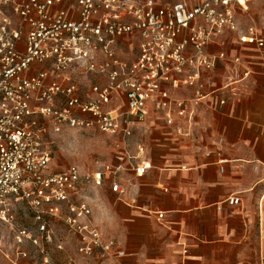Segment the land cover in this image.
Masks as SVG:
<instances>
[{
  "label": "built area",
  "instance_id": "2783aa9c",
  "mask_svg": "<svg viewBox=\"0 0 264 264\" xmlns=\"http://www.w3.org/2000/svg\"><path fill=\"white\" fill-rule=\"evenodd\" d=\"M248 1L0 0V219L14 218V198L25 202L35 229L17 227L14 237L40 248V264H52V246L65 248L55 220L78 236L84 258L125 254L93 223L81 192L109 176L119 193L118 174L142 176L151 168L147 144L135 134L152 116L189 134L176 124L181 119L192 126L190 102L222 92L225 103L224 93L234 94L233 78L215 89L209 73L219 60L241 61L228 57L227 33L264 48V33L238 18ZM213 43L221 47L217 53L208 51ZM84 76L101 80L87 89ZM189 88L191 98L179 95ZM66 128L114 137L112 161L88 172L76 164L53 169L51 138ZM225 201L238 204L240 197Z\"/></svg>",
  "mask_w": 264,
  "mask_h": 264
},
{
  "label": "crops",
  "instance_id": "0c3cea01",
  "mask_svg": "<svg viewBox=\"0 0 264 264\" xmlns=\"http://www.w3.org/2000/svg\"><path fill=\"white\" fill-rule=\"evenodd\" d=\"M223 37L228 57L241 61L219 60L209 74L215 89L233 78L234 94L224 93L225 103L222 92L190 102L192 126L181 119L176 124L189 134L152 116L135 134L147 144L151 168L142 176L118 174L119 193L111 190L109 176L81 192L93 223L125 254L84 258L75 252L78 236L55 220L65 244L62 264H264V48L241 42L235 33ZM220 49L208 46L210 53ZM97 80L81 78L86 88ZM178 93L191 98L193 89ZM231 195L240 202L225 201Z\"/></svg>",
  "mask_w": 264,
  "mask_h": 264
},
{
  "label": "rangeland",
  "instance_id": "374dc122",
  "mask_svg": "<svg viewBox=\"0 0 264 264\" xmlns=\"http://www.w3.org/2000/svg\"><path fill=\"white\" fill-rule=\"evenodd\" d=\"M247 4L248 9L238 14L241 24L246 26L253 22L264 31V0H249ZM51 139L52 166L55 170L76 164L88 172L102 168L112 159L114 137L97 129L66 128L62 133L53 135ZM12 215L14 218L11 222L0 219V264H40L42 258L40 248L30 244H18L14 237L17 227L35 229L31 210L22 199L14 198ZM63 251L64 249L60 250L56 246L49 248L52 264H62ZM75 252L79 255L77 249Z\"/></svg>",
  "mask_w": 264,
  "mask_h": 264
}]
</instances>
